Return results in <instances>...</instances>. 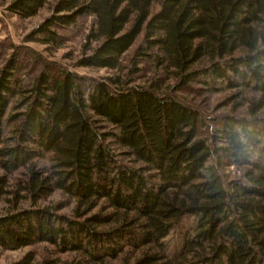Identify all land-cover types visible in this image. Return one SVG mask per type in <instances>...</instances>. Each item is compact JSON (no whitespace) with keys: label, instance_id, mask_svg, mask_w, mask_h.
I'll return each mask as SVG.
<instances>
[{"label":"trees","instance_id":"1","mask_svg":"<svg viewBox=\"0 0 264 264\" xmlns=\"http://www.w3.org/2000/svg\"><path fill=\"white\" fill-rule=\"evenodd\" d=\"M47 2L5 8L26 19ZM87 20L74 66L107 75L33 55L27 76L17 51L0 67V248L75 254L62 264H264V0H55L34 35L58 47L59 29ZM193 86L225 92L228 111L209 118L177 93Z\"/></svg>","mask_w":264,"mask_h":264},{"label":"rangeland","instance_id":"2","mask_svg":"<svg viewBox=\"0 0 264 264\" xmlns=\"http://www.w3.org/2000/svg\"><path fill=\"white\" fill-rule=\"evenodd\" d=\"M10 0H0V67L4 64L13 52L17 51L19 61L24 64L21 69L32 75L35 69L34 64L30 61L33 55H39L46 61L57 63L60 66L67 67L91 77H102L109 72L105 69H90L75 67V60L81 52L83 43V34L88 27L89 20L83 21V25L77 27H67L59 29L58 33L62 36L61 45L58 47L42 44L34 35V29L51 13L55 0H48L47 4L33 17L22 19L11 14L6 10V4ZM137 44L130 50L127 55V64L130 55L134 53ZM141 71L134 77L137 84H147L154 77L153 68L146 60L141 62ZM163 87L171 80H164ZM162 84V81H160ZM198 86H193L192 90L177 92L184 100L198 106L207 117L222 115L228 111L227 106H220L221 99L225 92L204 93L198 91ZM196 88V89H195ZM195 90V91H194ZM2 171L0 170V174ZM53 201H59L61 196L55 195L51 198ZM9 209L7 202L2 198L0 201V215ZM32 252L36 262L52 258L58 261V264L70 262L76 259L72 252L59 253L46 243L35 244L17 250H5L0 248V264H12L21 259L26 253ZM113 264H119V260Z\"/></svg>","mask_w":264,"mask_h":264}]
</instances>
